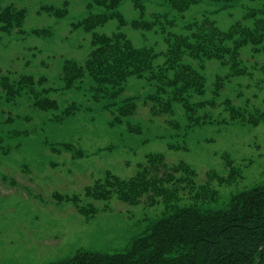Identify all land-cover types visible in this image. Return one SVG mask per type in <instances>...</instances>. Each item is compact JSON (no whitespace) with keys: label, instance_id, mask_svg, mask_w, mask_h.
<instances>
[{"label":"rangeland","instance_id":"obj_1","mask_svg":"<svg viewBox=\"0 0 264 264\" xmlns=\"http://www.w3.org/2000/svg\"><path fill=\"white\" fill-rule=\"evenodd\" d=\"M66 4L68 11L63 17L45 9L59 10ZM87 4L88 0H0V9L14 5L27 10L21 32H0V81L5 76L12 81L32 74L47 78L38 86L39 91L59 87L48 94L58 100L59 107L41 111L26 93L6 100L0 84V264H46L69 257L78 249L109 253L126 250L162 214L161 197L154 206L148 204V195L138 204L123 202L116 195L110 200H90L99 211L86 217L71 202L57 203L53 193H84L87 185L104 178L107 171L129 178L150 153H164L169 163L187 161L197 170L198 184L207 180L209 170L227 176L230 167L224 157L229 156L242 177L228 184L213 183L220 191L219 201L210 204L215 209L224 207L232 194L264 182V123L225 121L228 114L222 106L226 98H231L237 106L264 112V50L255 52L250 44L241 48L240 67L245 73L240 75H231L229 64L206 61V92L192 100L216 98L215 107L200 111L210 113V122L190 126L179 102L173 103L172 113L156 116L150 104L140 100L136 115L111 125L113 113L103 107L106 99L96 101L88 86L79 90L61 86L64 58L83 62L91 49V34L73 26L89 15ZM221 5L203 0L178 11L162 0H123L119 10L129 23L120 27L116 19H111L96 30H119L137 46H154L159 53L155 63L162 64L167 49L163 34L155 31L157 27L134 28L130 21L140 16L160 18L159 25L167 32L182 33L188 22L206 15L226 31L239 20L250 25L245 19L249 10L264 11V0H238L224 8ZM261 16L264 18V13ZM34 29L50 30L52 34L36 35ZM185 61L196 63L188 57ZM219 76L229 77L215 95ZM157 92L156 83L131 76L123 97L143 98ZM162 96L167 98V94ZM72 104L78 109L64 115ZM129 126L140 130L130 131ZM63 142H71L84 155L75 158L72 150L53 151L52 147L58 148ZM184 195L181 204L189 202L190 194Z\"/></svg>","mask_w":264,"mask_h":264},{"label":"trees","instance_id":"obj_2","mask_svg":"<svg viewBox=\"0 0 264 264\" xmlns=\"http://www.w3.org/2000/svg\"><path fill=\"white\" fill-rule=\"evenodd\" d=\"M122 1L88 0L89 15L73 26L91 34L90 52L83 62L64 58L60 74L63 89L79 90L88 86L96 101L106 99L103 107L113 113L111 125L121 124L125 117L136 115L140 100L145 105L150 104L151 112L156 116L172 113L173 103L179 102L190 126L210 122L213 120L210 113L200 114V111L215 107L218 103L216 98L192 100L195 95L206 92V77L203 74L206 61L219 60L229 64L231 75H240L245 73V69L240 67L241 48L250 44L255 52L264 50L262 9L247 12L245 19L251 22L250 25L239 20L226 31L206 15L188 22L182 33L167 32L165 26L159 25L160 18L147 20L140 16L131 20L134 28L152 30L157 27L155 31L163 34L167 44L165 61L156 64L159 53L154 46H137L125 32L119 30L112 33L96 30L111 19H116L120 27L129 23L119 10ZM162 1L178 11H185L203 0ZM210 1L220 3L224 8L238 0ZM95 8L100 11L94 12ZM45 9L57 17L65 16L68 11L67 4L59 10ZM26 16L25 8L14 5L3 7L0 9V32H21ZM33 33L47 37L51 32L34 29ZM186 57L196 63L185 61ZM131 76L156 83L158 92L143 98L123 97ZM228 77L217 78L215 95ZM46 82L45 76L35 78L32 74H24L12 81L5 76L0 84L6 100L26 93L38 110H56L58 100L48 97V94L59 87H44L39 91L38 86ZM163 94H167V98H163ZM222 106L228 114L225 121L244 125L264 123L263 111H250L248 106H237L231 98H226ZM76 109V104L69 105L64 115L68 116ZM134 129L140 130L129 126L130 131ZM52 149L59 153L72 150L75 158L84 155L83 150L73 148L71 142L60 143L58 148ZM224 158L230 167L229 174L221 176L215 170H209L207 180L201 184L197 183V170L190 163L185 160L169 163L164 153L157 152L147 154L145 161L138 164L137 172L129 178L107 171L104 178L87 185L84 193L54 192L57 203L71 202L86 217L99 211L90 200H110L114 195L129 204H138L148 195L150 206H154L161 197L164 210L124 251L109 253L78 249L69 257L46 264H256L260 256L258 264H264V248L261 249L264 242V182L232 194L222 208L210 207L220 199V191L214 182L228 184L242 177L233 160L227 155ZM184 194H190V199L181 204Z\"/></svg>","mask_w":264,"mask_h":264},{"label":"water","instance_id":"obj_3","mask_svg":"<svg viewBox=\"0 0 264 264\" xmlns=\"http://www.w3.org/2000/svg\"><path fill=\"white\" fill-rule=\"evenodd\" d=\"M263 248H264V242L261 245V249H263ZM260 259H261V256L258 258V261L256 262V264H258V262L260 261Z\"/></svg>","mask_w":264,"mask_h":264}]
</instances>
